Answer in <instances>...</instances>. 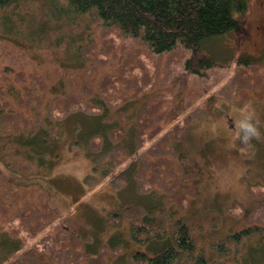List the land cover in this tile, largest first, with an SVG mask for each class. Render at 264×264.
Here are the masks:
<instances>
[{
	"label": "trees",
	"instance_id": "obj_1",
	"mask_svg": "<svg viewBox=\"0 0 264 264\" xmlns=\"http://www.w3.org/2000/svg\"><path fill=\"white\" fill-rule=\"evenodd\" d=\"M251 1L0 0V159L20 178L0 169V264H264V182L247 183L251 207H227L243 225L207 243L190 212L202 204L200 173L178 147L193 118L225 111L212 108L216 100L264 103V57L234 60L205 44L238 28ZM47 29L70 53L54 63L52 80L20 52L48 47ZM231 64L235 73L219 86L211 71ZM75 112L91 123L82 124L94 164L86 184L108 178L136 196L109 213L114 231L104 234L103 226L78 234L60 220L51 188L22 180ZM250 136L242 128L236 144ZM203 220L221 224L211 211Z\"/></svg>",
	"mask_w": 264,
	"mask_h": 264
},
{
	"label": "rangeland",
	"instance_id": "obj_2",
	"mask_svg": "<svg viewBox=\"0 0 264 264\" xmlns=\"http://www.w3.org/2000/svg\"><path fill=\"white\" fill-rule=\"evenodd\" d=\"M44 16L45 13L41 18ZM37 22L31 19L28 25L36 27ZM240 23L233 32L205 43L212 54L222 57L230 55L234 60L240 54L252 58L264 57V0H252ZM53 34L51 29H47L46 43L49 46L46 45L45 49L31 47L26 49V54L19 50L22 61L26 63L30 60L28 67H37L40 60L41 68L49 80L53 79L54 63L57 64L58 60L70 54L67 48L57 45ZM17 49L21 48L17 46ZM235 71V65L231 64L218 71H211L210 75L219 74L221 81L218 85L221 86L230 80ZM222 103L225 104V111L212 109L214 112L203 119L197 116L193 118L183 134L184 139L178 143L182 153L192 158L186 167L200 173L198 179L202 204L193 205L190 212L196 223L205 227L203 240L207 243L211 238L226 233L229 227L243 225V221L229 215L227 207L235 200L251 207L253 199L247 183L264 182V103L250 100L247 105L240 107L218 99L212 108ZM139 104L140 101L133 102L128 108L134 112ZM66 119L69 120L65 121L66 132L63 138L50 146L47 152L49 155H46L43 164L36 166L32 174L22 180L40 182L42 192L45 187L51 188L52 206L59 209L60 220L65 225H72L78 234L88 232L89 229L92 232L100 231L102 226L106 228H102V234L108 230L114 231L113 227L105 223L109 213L131 205L130 201L136 200L135 193L116 188L108 178H103L97 185L86 184V176L94 173V164L86 155L87 146L83 140L84 128L91 123L82 113L77 112ZM242 128L251 134L245 147L236 144ZM0 169L5 177L20 179L1 159ZM209 211L214 220L221 222L219 227L215 228L211 222L203 220ZM262 249L264 253V246Z\"/></svg>",
	"mask_w": 264,
	"mask_h": 264
}]
</instances>
